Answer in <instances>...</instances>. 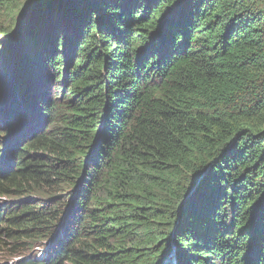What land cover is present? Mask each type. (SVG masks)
<instances>
[{
    "label": "trees",
    "instance_id": "1",
    "mask_svg": "<svg viewBox=\"0 0 264 264\" xmlns=\"http://www.w3.org/2000/svg\"><path fill=\"white\" fill-rule=\"evenodd\" d=\"M31 2L15 48L0 40V252L264 264V0H0V15Z\"/></svg>",
    "mask_w": 264,
    "mask_h": 264
},
{
    "label": "rangeland",
    "instance_id": "2",
    "mask_svg": "<svg viewBox=\"0 0 264 264\" xmlns=\"http://www.w3.org/2000/svg\"><path fill=\"white\" fill-rule=\"evenodd\" d=\"M20 7H21V5H20ZM262 9L264 10V3L262 5ZM17 12H9V13H5V14L0 15V40L2 39V37L4 35H6V33L9 36H11V34L15 33V31H16L15 27H16L17 17H18ZM4 32H5V34H3ZM6 57L7 58H4L3 60L0 59L1 61H3L0 64V84L3 85V87H5V88H6V86H4V85H6L7 80L9 78V74L12 71V69H11L12 64L10 62L12 60V57H10V55L8 56V54ZM52 72H53L52 69L49 68L47 74H49L51 76V81L49 84V86H50L49 91L50 92H53V91H51V89H54V87L61 85L60 83H55ZM2 143H3V141H2V139H0V146ZM0 161H1V158H0ZM42 251H43L42 248H35V251L33 252L32 256L39 258V257H41V254L43 253ZM173 251H174V249H172L170 251V253H172ZM18 260H19V258L17 255H13L9 252H0V264H13Z\"/></svg>",
    "mask_w": 264,
    "mask_h": 264
},
{
    "label": "water",
    "instance_id": "3",
    "mask_svg": "<svg viewBox=\"0 0 264 264\" xmlns=\"http://www.w3.org/2000/svg\"><path fill=\"white\" fill-rule=\"evenodd\" d=\"M40 6H42V5L36 6L35 2L27 3L23 6V9L21 10V12L19 13L18 18H17V23H16V27H15L16 31L14 34H11V38H10L11 43H12L14 48L24 33V28L26 26L27 17H29ZM24 8H26V9H24Z\"/></svg>",
    "mask_w": 264,
    "mask_h": 264
},
{
    "label": "snow or ice",
    "instance_id": "4",
    "mask_svg": "<svg viewBox=\"0 0 264 264\" xmlns=\"http://www.w3.org/2000/svg\"><path fill=\"white\" fill-rule=\"evenodd\" d=\"M3 133L2 132H0V135H2Z\"/></svg>",
    "mask_w": 264,
    "mask_h": 264
}]
</instances>
